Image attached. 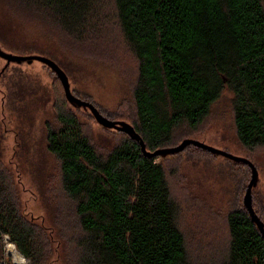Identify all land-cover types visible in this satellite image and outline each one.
<instances>
[{"label": "trees", "instance_id": "16d2710c", "mask_svg": "<svg viewBox=\"0 0 264 264\" xmlns=\"http://www.w3.org/2000/svg\"><path fill=\"white\" fill-rule=\"evenodd\" d=\"M22 1L76 40L86 32L99 37L96 0ZM112 1L121 36L136 59V78L130 107H124L128 112L93 104L101 115L130 124L145 150L153 152L176 144L174 133L181 127L186 132L180 140L195 137L212 104L227 90L238 142L247 150L264 147V0ZM51 110L43 123L45 149L57 162L61 190L73 202L78 227L71 238L77 257L66 254L68 262L192 264L162 164L185 153L219 158L240 183L236 205L225 217L228 246L219 264H264V239L242 201L251 175L246 164L193 145L148 157L138 141L102 127L87 108L72 105L65 96L54 97ZM80 116L116 134L114 143L99 148L84 127L88 120ZM252 208L264 225L253 201ZM4 235L28 264H51L64 244L38 217L23 211L16 177L0 160V264H11ZM52 240L57 241L54 249Z\"/></svg>", "mask_w": 264, "mask_h": 264}, {"label": "rangeland", "instance_id": "374dc122", "mask_svg": "<svg viewBox=\"0 0 264 264\" xmlns=\"http://www.w3.org/2000/svg\"><path fill=\"white\" fill-rule=\"evenodd\" d=\"M22 2L0 0V49L13 55L51 59L67 76L76 97H90V103L99 109L127 113L124 107H130L136 59L121 36L113 1L96 0L101 22L94 27L99 37L86 32L77 40L37 7ZM54 75L37 60L8 62L0 58V160L16 177L23 211L38 217L54 238L64 240L56 249L59 255H52L51 264H75L65 258L66 254L69 258L75 255L74 260L77 257L71 242L78 231L73 202L62 192L57 162L45 149L44 120L51 115L52 99L65 96ZM230 97L227 90L222 92L191 139L241 156L255 166L258 175L251 198L264 220V147L247 150L240 145ZM80 118L88 120L84 127L99 148L107 150L114 143L116 134L112 136L88 118ZM183 132L184 127L175 131L177 141L172 146L180 144L179 134ZM162 164L188 258L192 264H219L228 246L225 217L236 205L239 191L233 169L205 154L181 153ZM248 179L250 173L247 184ZM51 245L56 248L57 241L52 240ZM8 258L11 264H21L12 255Z\"/></svg>", "mask_w": 264, "mask_h": 264}, {"label": "water", "instance_id": "95a60500", "mask_svg": "<svg viewBox=\"0 0 264 264\" xmlns=\"http://www.w3.org/2000/svg\"><path fill=\"white\" fill-rule=\"evenodd\" d=\"M0 58L5 59L8 62H12V61L22 62V61L37 60L41 62L42 64L46 65L47 67H49V69L57 75V78L59 79L62 85L65 98L69 103H71L72 105L76 107L87 108L91 112L96 122L100 124L102 127L107 128V129H115L117 131L128 134L132 139L138 141L141 147V150L145 156L151 157V156H165L168 154H174V153L182 151L188 145H193L195 147L206 150L207 152H210L212 154L231 159L232 161H235V162H241V163L246 164L250 168L251 175H250V180L246 186L242 201H243V205L246 208L249 216L251 217V220L256 224L258 230L261 232V235L264 239V225L259 220L255 212L253 211L252 198H251V189L257 183L258 173H257L255 166L249 160L241 156L232 155L231 153L226 152L224 150L213 148L201 141L191 139V138L183 139L180 142V144H178L177 146L165 147V148L157 149L153 152H147L145 150V145L142 139L135 132V130L130 124L124 121H112L110 119H107L106 117L101 115L98 112V110L90 102L83 101L77 98L76 96H74L70 90L67 76L65 75L63 70L51 59L44 57V56H40V55H13V54L5 53L1 49H0Z\"/></svg>", "mask_w": 264, "mask_h": 264}, {"label": "bare ground", "instance_id": "6f19581e", "mask_svg": "<svg viewBox=\"0 0 264 264\" xmlns=\"http://www.w3.org/2000/svg\"><path fill=\"white\" fill-rule=\"evenodd\" d=\"M7 251L9 252L10 255H12L13 258L15 257L19 261V263L21 264L25 263V260L22 258L23 256L18 252H16V250L13 248L12 245L9 244V246L7 247Z\"/></svg>", "mask_w": 264, "mask_h": 264}, {"label": "built area", "instance_id": "2783aa9c", "mask_svg": "<svg viewBox=\"0 0 264 264\" xmlns=\"http://www.w3.org/2000/svg\"><path fill=\"white\" fill-rule=\"evenodd\" d=\"M3 240H4V243H6V247H5V255H6V256H11V255L9 254V252L7 251V245L12 244V243L9 242V238H8L7 235H4V236H3ZM12 245H13V244H12ZM13 246H14V245H13ZM23 259L25 260V263H24V264H28V260L25 259L24 257H23ZM14 264H15V263H14Z\"/></svg>", "mask_w": 264, "mask_h": 264}]
</instances>
